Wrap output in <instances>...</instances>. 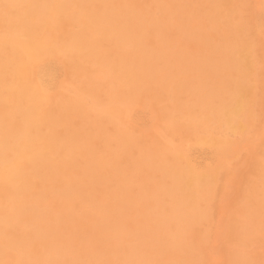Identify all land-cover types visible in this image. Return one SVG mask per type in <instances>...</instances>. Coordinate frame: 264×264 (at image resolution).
Masks as SVG:
<instances>
[{"label":"bare ground","instance_id":"6f19581e","mask_svg":"<svg viewBox=\"0 0 264 264\" xmlns=\"http://www.w3.org/2000/svg\"><path fill=\"white\" fill-rule=\"evenodd\" d=\"M17 7L21 8L19 13ZM183 7H188L190 13L200 17L211 30L194 35L189 31L180 33L185 31ZM155 8L159 9L160 18L154 14ZM249 8V0H203L201 3L193 0H0L1 25L17 30L28 42L26 51L9 50L6 61L2 59L0 48V162L31 151L18 170L24 182L19 187L0 186V197L6 202V206L0 209V264H12L17 255L22 258L37 256L43 262L42 252L37 250L39 242L60 247L61 259L47 264H82L123 257L135 261L140 256L145 257L148 264H153L156 258L162 264H203L194 247L183 245L177 226L173 224L189 223L197 229L200 227L209 213L211 195L215 190L213 179L201 177L205 202L196 208L198 201L194 195L198 177L188 173L179 162L170 163L158 190L164 191L169 201L176 205L173 211L168 203L162 204L161 218L164 223L172 225L173 239L166 238L159 227L146 224L145 229H151L154 234L152 244L147 246L141 238L139 247L134 250L123 251L112 245L105 251L104 244L112 242L115 237L120 240L135 237L139 242L141 228L138 220L129 219L124 214L130 181L125 178L128 187L119 190L112 172L122 169L129 155L136 156L135 148L140 138L122 135L123 149L112 153L116 160L114 169L107 168L105 159L97 155V149L109 147L114 133L110 122L105 119L97 122L92 115L85 114L78 101L66 95L47 101L34 81L45 59L56 56L60 47L67 48L70 57L60 60L52 70L63 74L66 83L81 79V88L95 104L103 101L102 93L109 103L128 104L126 107L133 104L140 107L145 95L156 102L165 93L155 92V78H170L175 71L179 74L185 72L183 83L174 90L172 107L165 110L153 104L160 117H169L174 122H179L183 115L198 119L197 126L179 134L181 141L193 139L234 144L247 134V140L251 136H260L264 142V115L261 116L258 110L264 101V71H257L254 67L258 57L252 53V41L247 36ZM18 16L20 25L14 27L13 22ZM49 23L55 30L51 49L30 43L31 37ZM78 25L83 28L77 29ZM179 34L183 38L182 46L174 53H165L160 42H172ZM130 41L132 49H116ZM201 45L209 47V55L200 54ZM27 55L31 58L27 59ZM32 58L33 62L30 61ZM84 61H97L99 67L118 80L116 95H105L104 88L94 80ZM19 63L32 64L33 81L16 88L11 75L12 67ZM222 66L231 68V73L220 75ZM118 67L120 71H117ZM214 77L215 80H211ZM11 90L15 91L13 106L8 104L7 94ZM194 91L207 102L206 108L204 105H189ZM26 99L31 102L26 104ZM42 108L44 115L40 114ZM74 111L79 112L77 119H72ZM54 124L61 125L60 129L49 133L48 129ZM96 126L104 127V134H99ZM39 141H45L49 146L73 145L87 155L72 159L60 155L55 159L39 148L33 152ZM142 160L145 171L149 175L155 174L158 163L150 156ZM63 168L75 171L74 183H68L63 177ZM253 171L259 173L261 167H254L250 175ZM44 188L59 191L65 199L61 207L62 218L53 224L44 223L41 212L28 201L30 198L44 199ZM256 191L257 188H253L254 194ZM103 193L116 199L97 206L93 211L79 212L83 202L92 201ZM17 199L25 203L18 206ZM241 209L258 214L264 205L248 200ZM6 222L12 226H7ZM27 222L31 223L32 229H26ZM64 224L70 225L72 231L66 239L60 235ZM245 232L243 224L233 220L223 253L229 254L236 264H261L259 260L239 259V262L233 259L232 246L240 239V233ZM185 254L189 256L188 263L182 262Z\"/></svg>","mask_w":264,"mask_h":264},{"label":"rangeland","instance_id":"374dc122","mask_svg":"<svg viewBox=\"0 0 264 264\" xmlns=\"http://www.w3.org/2000/svg\"><path fill=\"white\" fill-rule=\"evenodd\" d=\"M193 1L201 3L203 0ZM249 6L248 24L250 29L247 36L252 41V53L258 57L255 60L254 67L257 71H264V0H249ZM20 11L21 8L17 7V12ZM181 13L185 20V31L180 33L189 31L191 35H194L211 30L200 17L191 14L188 7H183ZM154 14L157 18H160L158 8L154 9ZM20 22L21 18L18 16L13 22L14 27L19 26ZM149 25L150 22L147 23V26ZM82 28V25L77 26V29ZM54 38L55 30L49 23L39 34H34L31 37L30 43L51 49ZM182 41L183 38L179 34L172 42L162 40L160 47L165 53H174L182 46ZM132 44L131 41L125 42L116 49L130 50L133 48ZM27 45V40L17 30L2 26L0 22L2 59H5V61L8 59L9 50L11 49H25L26 51ZM199 52L201 55L207 56L209 55V47L201 45ZM69 57V50L60 47L56 56H48L44 61L43 68L39 67L40 72L34 82L38 83L39 91L45 95V99L49 101L66 95L78 101L85 109V114L92 115L97 122L103 119L110 122V129L114 133H112L113 137L109 140V147H99L97 149V155L105 159L107 168L114 169L116 160L112 153L123 149L122 135L138 136L140 138L135 148L136 156L129 155V160L122 169L112 172L114 182L119 190L128 187L125 178L130 181L131 188H127L125 200L127 207L124 214L129 219L136 218L138 220L141 228L139 242L135 237H126L124 240L115 237L112 242L107 241L104 244V250L108 251L112 245H116L123 251L127 249L134 250V248L139 247L141 238L147 246L152 244L154 234L151 229H145L146 224L159 227L166 238L173 239L174 230L172 225L164 223L161 218L164 212L162 204L164 202L168 203L169 208L173 211L176 209V205L171 203L168 195L162 190L159 191L158 188L167 172L168 165L179 162L187 169L188 173L198 177L197 186L195 187L196 195H194L195 201H198V204H195L196 208L201 207L205 202V190L201 185V177H209L215 182L209 213L202 220L200 227L197 229L189 223L173 224L174 227L177 226L176 229L183 245L194 247L203 264H236V261H231L229 254L223 253L229 240V225L235 220L243 224L246 232L240 233V239L236 240L232 246L233 259L259 260L261 264H264V209H260L258 214L241 209V205L248 200L261 206L264 205V142L261 137L251 136L247 140V134H243L234 144L197 142L193 139L183 142L178 138L179 134L185 133L191 126H197L198 119L183 115L179 118V122H174L169 117H160L157 111L154 110L153 104H157L165 110L170 109L174 101V90L183 83L186 76L185 72L179 74L175 71L170 78L161 76L155 78L153 84L155 92L162 91L165 93L156 102H152V99L145 95L141 104H139L140 107L136 104L126 107L128 104L109 103V100H104L102 93L103 101L100 104H95L88 93L81 88V79L76 78L73 82L66 83L67 78L63 74L52 70V67L60 60H66ZM26 58L31 57L27 55ZM32 60L34 61L33 58L30 59L31 62H33ZM84 65L91 71L94 80L104 88L106 91L104 93H107L105 95H116L119 85L116 78L111 77L107 70L99 67L97 61H84ZM12 69L13 75H11V78L16 88L32 83V64L19 63L15 64ZM117 71H120L119 67ZM219 73L220 75H228L231 73V68L222 66L219 68ZM211 80H215V77ZM54 93H56V96ZM14 94V90L9 91V94H7L9 106L14 105ZM157 95L160 96V93ZM30 102L31 99H26V104ZM189 105H204V108H206L207 102L202 99L200 93L194 91L189 99ZM260 105L258 110L262 116L264 115V101ZM44 113L45 110L42 108L40 114L44 115ZM71 116L72 119H77L79 112L74 111ZM177 125L180 132L176 130ZM60 127L61 125L54 124L48 129L49 133L59 130ZM95 129L99 134L105 132V128L101 126H96ZM38 148L47 151L55 159H58L60 155H65L67 159L87 155L85 151L77 150L73 145H67L66 143L49 146L47 142L39 141L33 148V152ZM30 152L16 154L9 161L0 162V186L19 187L24 182L23 178L18 175V170L20 164L27 160ZM148 156L158 163L157 171L152 175L145 171L143 165L142 159ZM254 167H261V171L259 173L253 171L250 175ZM61 171L68 183L75 182V171L73 169L63 168ZM253 188H257L255 194ZM113 198L115 197H112L109 193L96 195L92 201L83 202L79 212L93 211L99 205L114 201ZM28 201L30 205L41 212L44 223L53 224L62 218L61 207L65 204V199L59 191L45 189L44 199L30 198ZM16 202H18V206L25 203L22 199H17ZM5 206L6 202L0 197V209ZM16 206L17 204L13 205L12 208L14 213ZM6 223L7 226H12L10 222ZM25 226L27 230L32 229L30 222L25 223ZM60 235L65 239L69 238L72 235L70 225L64 224ZM48 243L39 242L37 245V250L42 252L43 262L37 256L22 258L17 255L12 264H47L49 261L61 259L59 245L54 246ZM147 262L145 257L140 256L135 261L130 257L102 258L82 264H148ZM182 262H189L187 254L183 255ZM153 264H162V262L159 258H156ZM243 264H246V262H243Z\"/></svg>","mask_w":264,"mask_h":264}]
</instances>
